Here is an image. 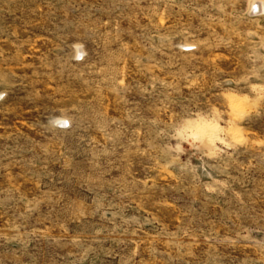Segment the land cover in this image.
I'll list each match as a JSON object with an SVG mask.
<instances>
[{"label":"rangeland","instance_id":"rangeland-1","mask_svg":"<svg viewBox=\"0 0 264 264\" xmlns=\"http://www.w3.org/2000/svg\"><path fill=\"white\" fill-rule=\"evenodd\" d=\"M0 264H264V0H0Z\"/></svg>","mask_w":264,"mask_h":264},{"label":"bare ground","instance_id":"bare-ground-1","mask_svg":"<svg viewBox=\"0 0 264 264\" xmlns=\"http://www.w3.org/2000/svg\"><path fill=\"white\" fill-rule=\"evenodd\" d=\"M234 106V105H233Z\"/></svg>","mask_w":264,"mask_h":264}]
</instances>
